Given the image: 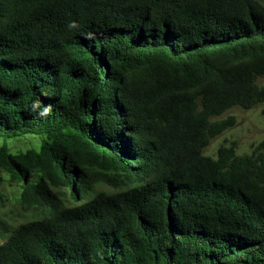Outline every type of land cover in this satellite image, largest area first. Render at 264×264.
<instances>
[{
    "label": "trees",
    "instance_id": "16d2710c",
    "mask_svg": "<svg viewBox=\"0 0 264 264\" xmlns=\"http://www.w3.org/2000/svg\"><path fill=\"white\" fill-rule=\"evenodd\" d=\"M259 78L262 0H0V169L39 214L0 264H264V139L204 151Z\"/></svg>",
    "mask_w": 264,
    "mask_h": 264
},
{
    "label": "rangeland",
    "instance_id": "374dc122",
    "mask_svg": "<svg viewBox=\"0 0 264 264\" xmlns=\"http://www.w3.org/2000/svg\"><path fill=\"white\" fill-rule=\"evenodd\" d=\"M264 1V0H262ZM258 82L264 84V79L259 78ZM233 115L236 118V124L222 134L217 135L211 140V143L204 149L206 155L214 158L218 156V149L222 145L230 146L236 144V153L238 155L250 154L254 146L264 139V101L258 103L250 109L235 106L220 116H215L213 120H223ZM41 143L39 136L27 135L11 139L8 141L10 150L13 153L25 151L30 148L38 149ZM3 141H0V146ZM0 169V175L4 177L0 181V221L4 223L5 230L0 229V242L7 238L11 231L18 225L33 220L39 214L34 211L26 210L20 204V185L16 181H12ZM34 179H39V174L34 173ZM55 192L56 200L63 206L72 205L70 201L69 191L65 187L51 186ZM114 192L113 187L100 183L95 186L97 191Z\"/></svg>",
    "mask_w": 264,
    "mask_h": 264
},
{
    "label": "clouds",
    "instance_id": "9594fccd",
    "mask_svg": "<svg viewBox=\"0 0 264 264\" xmlns=\"http://www.w3.org/2000/svg\"><path fill=\"white\" fill-rule=\"evenodd\" d=\"M72 27H75V24L71 25Z\"/></svg>",
    "mask_w": 264,
    "mask_h": 264
}]
</instances>
